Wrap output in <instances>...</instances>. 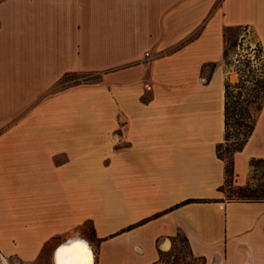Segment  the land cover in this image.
Returning a JSON list of instances; mask_svg holds the SVG:
<instances>
[{"label":"crops","instance_id":"obj_1","mask_svg":"<svg viewBox=\"0 0 264 264\" xmlns=\"http://www.w3.org/2000/svg\"><path fill=\"white\" fill-rule=\"evenodd\" d=\"M237 27L264 56V0L0 1V253L72 236L94 264H166L181 236L204 264H264V200L225 199L216 148ZM72 73L102 76L56 89ZM257 159L264 98L230 182Z\"/></svg>","mask_w":264,"mask_h":264},{"label":"rangeland","instance_id":"obj_2","mask_svg":"<svg viewBox=\"0 0 264 264\" xmlns=\"http://www.w3.org/2000/svg\"><path fill=\"white\" fill-rule=\"evenodd\" d=\"M224 35L225 66L233 79L230 84L236 85L228 100L231 112L228 145L233 146L235 143L241 142L243 134L247 130L245 126L254 122L258 108L264 98V56L247 28H229L225 30ZM101 76V74L92 73L68 74L61 79L56 89L95 82ZM237 119L238 123L235 124ZM253 161L250 163V180L246 186L242 187L243 191H240L239 187L232 182L226 184L224 188L226 200H256V198L264 196V162ZM244 193L247 196H242ZM83 231L87 237H82L87 240L88 237L92 238L90 224H86ZM71 238L72 236L50 241L39 255L30 259L17 254L5 255L0 253V264H56V251L62 243L70 241ZM162 259L166 261V264H204L203 260L190 257L187 245L181 236L175 238L172 251L163 256Z\"/></svg>","mask_w":264,"mask_h":264},{"label":"trees","instance_id":"obj_3","mask_svg":"<svg viewBox=\"0 0 264 264\" xmlns=\"http://www.w3.org/2000/svg\"><path fill=\"white\" fill-rule=\"evenodd\" d=\"M260 48V47H259ZM261 51V49H260ZM224 55H226V49L224 51ZM236 87V85H231L230 82H226L225 83V101H224V118H225V142L218 144L217 145V156L219 158H221L222 160H224L225 162V175H226V182L229 183L232 179L233 176V161H232V155L234 152L240 150L246 139L248 138V136L251 134L252 129H253V123L250 125H246L245 127L247 128L246 132L243 134L242 140L239 144L235 143L233 146L228 145V141H229V127H230V107H229V97H230V93L232 91V89ZM261 104L258 108V110L260 109ZM233 118V117H232ZM238 123V119L235 121V124ZM223 148V149H222ZM222 149V150H221ZM262 161L264 162V159H257L254 160L255 161ZM240 191H243L242 187H239ZM242 196H247V194H243ZM256 200H264V196L263 197H258L256 198ZM193 201V200H190ZM189 201V202H190ZM188 202V201H187ZM185 241V240H184Z\"/></svg>","mask_w":264,"mask_h":264},{"label":"bare ground","instance_id":"obj_4","mask_svg":"<svg viewBox=\"0 0 264 264\" xmlns=\"http://www.w3.org/2000/svg\"><path fill=\"white\" fill-rule=\"evenodd\" d=\"M77 241H83L87 245L88 252L90 253V264H94V252L91 250L90 245L84 239L80 238V239H75L74 241L70 240L68 242H64V243H62L60 248L62 246H70V245L74 244ZM57 251L55 253L56 264H79V259L78 258L83 256V252L80 249H74L72 251H67V252H64V253H60L59 256L57 254Z\"/></svg>","mask_w":264,"mask_h":264},{"label":"snow or ice","instance_id":"obj_5","mask_svg":"<svg viewBox=\"0 0 264 264\" xmlns=\"http://www.w3.org/2000/svg\"><path fill=\"white\" fill-rule=\"evenodd\" d=\"M74 249H80L83 252V256L78 258L79 264H90V253L88 252L87 245L83 241H77L70 246H62L58 249L57 254L72 251Z\"/></svg>","mask_w":264,"mask_h":264},{"label":"built area","instance_id":"obj_6","mask_svg":"<svg viewBox=\"0 0 264 264\" xmlns=\"http://www.w3.org/2000/svg\"><path fill=\"white\" fill-rule=\"evenodd\" d=\"M113 141H114L115 146H120V145L127 143V141L124 139V137L120 133H115Z\"/></svg>","mask_w":264,"mask_h":264}]
</instances>
